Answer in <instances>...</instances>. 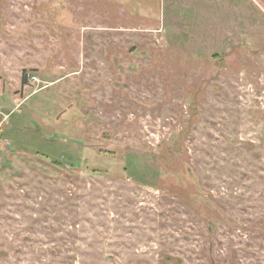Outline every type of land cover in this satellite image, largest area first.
<instances>
[{
    "label": "rangeland",
    "instance_id": "obj_1",
    "mask_svg": "<svg viewBox=\"0 0 264 264\" xmlns=\"http://www.w3.org/2000/svg\"><path fill=\"white\" fill-rule=\"evenodd\" d=\"M0 264H264V0H0Z\"/></svg>",
    "mask_w": 264,
    "mask_h": 264
},
{
    "label": "built area",
    "instance_id": "obj_2",
    "mask_svg": "<svg viewBox=\"0 0 264 264\" xmlns=\"http://www.w3.org/2000/svg\"><path fill=\"white\" fill-rule=\"evenodd\" d=\"M32 78H33V79H36V77H35V76H32Z\"/></svg>",
    "mask_w": 264,
    "mask_h": 264
}]
</instances>
